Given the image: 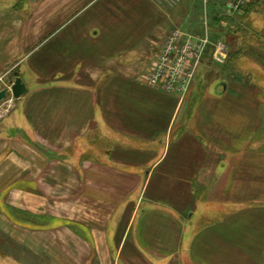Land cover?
Returning a JSON list of instances; mask_svg holds the SVG:
<instances>
[{
  "label": "crops",
  "instance_id": "obj_1",
  "mask_svg": "<svg viewBox=\"0 0 264 264\" xmlns=\"http://www.w3.org/2000/svg\"><path fill=\"white\" fill-rule=\"evenodd\" d=\"M233 2L0 0V91L27 89L0 109V264H264V80L237 64L264 76V38ZM174 29L211 40L183 99L145 82Z\"/></svg>",
  "mask_w": 264,
  "mask_h": 264
},
{
  "label": "built area",
  "instance_id": "obj_2",
  "mask_svg": "<svg viewBox=\"0 0 264 264\" xmlns=\"http://www.w3.org/2000/svg\"><path fill=\"white\" fill-rule=\"evenodd\" d=\"M161 1L169 7H174L180 2V0ZM251 1L264 3V0H234L229 5L230 10L239 12ZM210 45L211 40L207 35L198 36L177 29L171 30L145 77L146 85L183 99L190 90L199 63ZM215 48L214 61L223 63L224 47L218 44Z\"/></svg>",
  "mask_w": 264,
  "mask_h": 264
},
{
  "label": "rangeland",
  "instance_id": "obj_3",
  "mask_svg": "<svg viewBox=\"0 0 264 264\" xmlns=\"http://www.w3.org/2000/svg\"><path fill=\"white\" fill-rule=\"evenodd\" d=\"M183 2V0H181L180 1V3H182ZM220 3V2H219ZM224 3H226V1L224 2ZM224 3H222V5H224ZM251 3H253V1H251L250 3H247V5L248 4H251ZM257 8L259 9L258 10V12L260 13H258V14H252V15H250L249 16V22L247 23V24H249V26H250V32H253L254 34H256L257 36H256V38L257 37H260L262 34H261V32L263 31V29H264V9H262V8H264L263 7V4H259V5H257ZM173 9V12L175 11V10H177L178 8L177 7H175V8H172ZM242 11V10H241ZM254 29V30H253ZM248 32V31H247ZM248 33V37L249 38H251V39H253V35H252V33ZM186 34H189V33H186ZM192 35V34H191ZM262 37V36H261ZM256 38H254V39H256ZM258 39H260V38H258ZM256 42V41H255ZM260 43L261 44H264V40H260ZM252 46H254V45H252ZM261 46V45H260ZM232 47V46H231ZM255 47V46H254ZM233 48V47H232ZM242 48H245V45H238V46H234V49H233V53H237V52H239ZM263 49V51H264V47H262ZM238 65H239V67H242V68H244V69H248V71H253V72H255V75L257 76V77H259L260 78V80H264V76H263V74L261 73V71H259V69H256L251 63H249V62H245V61H242V60H240L238 63H237ZM251 80H253V79H251ZM8 88V87H7ZM12 100V98H10L9 97V95H7V98L0 104V109H1V111H6L8 108H6V107H8V104L7 105H5L7 102L8 103H11V102H9V101H11ZM12 102H13V100H12ZM10 107V106H9Z\"/></svg>",
  "mask_w": 264,
  "mask_h": 264
},
{
  "label": "water",
  "instance_id": "obj_4",
  "mask_svg": "<svg viewBox=\"0 0 264 264\" xmlns=\"http://www.w3.org/2000/svg\"><path fill=\"white\" fill-rule=\"evenodd\" d=\"M26 93L27 89L22 79L15 77L10 87L4 88L0 91V104L7 98V95H9L14 101L21 98Z\"/></svg>",
  "mask_w": 264,
  "mask_h": 264
},
{
  "label": "trees",
  "instance_id": "obj_5",
  "mask_svg": "<svg viewBox=\"0 0 264 264\" xmlns=\"http://www.w3.org/2000/svg\"><path fill=\"white\" fill-rule=\"evenodd\" d=\"M259 4H264V3H262V2H259V1H253V3H251V4H248V5H246V6H244L243 7V9H241L242 11H244V15H242L241 17L239 16H237L238 17V19H239V21H244L248 16H249V14L251 13V12H253L254 10H255V8H257V5H259ZM264 6V5H263ZM222 21V20H221ZM220 21V22H221ZM215 25H216V22H215ZM235 28H237V32H239L240 34H244V32H246V30H244L243 28H241V26L240 25H235ZM218 32H220V34H221V30H218ZM235 32V31H234ZM261 36L264 38V29H263V31L261 32ZM228 36V35H227ZM255 46V48H258V49H263L262 47H264V44H261V46H259V45H254ZM253 46V47H254ZM263 51V50H262Z\"/></svg>",
  "mask_w": 264,
  "mask_h": 264
}]
</instances>
